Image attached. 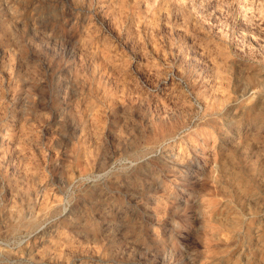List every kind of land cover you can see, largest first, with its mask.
Here are the masks:
<instances>
[{
  "label": "rangeland",
  "instance_id": "1",
  "mask_svg": "<svg viewBox=\"0 0 264 264\" xmlns=\"http://www.w3.org/2000/svg\"><path fill=\"white\" fill-rule=\"evenodd\" d=\"M0 18V264H264V0Z\"/></svg>",
  "mask_w": 264,
  "mask_h": 264
},
{
  "label": "bare ground",
  "instance_id": "2",
  "mask_svg": "<svg viewBox=\"0 0 264 264\" xmlns=\"http://www.w3.org/2000/svg\"><path fill=\"white\" fill-rule=\"evenodd\" d=\"M5 4V3H4ZM1 6H3V5H1ZM4 11V10H3ZM9 11V10H8ZM11 11V10H10ZM8 15H9V13H7ZM11 17V16H10ZM0 20H1V18H0ZM11 20V19H10ZM17 21V20H16ZM2 24V23H1ZM5 24H7V23H5ZM9 27V26H8ZM12 29V28H11ZM5 30V29H4ZM9 31V30H8ZM7 31V32H8ZM6 33V32H5ZM3 41H4V39H3ZM1 42V41H0ZM3 44V43H2ZM3 47V46H2ZM2 50V49H1ZM20 127V126H19ZM21 128V127H20ZM23 130V129H22ZM248 130V129H247ZM254 139V138H253ZM249 141V140H248ZM254 141V140H253ZM261 141V140H260ZM237 142V141H236ZM247 142V141H246ZM262 143H264V142H262ZM231 144V143H230ZM238 145H239V143H238ZM250 145V144H249ZM259 145V144H258ZM237 146V145H236ZM233 147H234V145H233ZM250 147V146H249ZM248 147V148H249ZM253 147V146H252ZM237 148V147H236ZM246 148V147H245ZM17 149V148H16ZM232 150V149H231ZM236 150V149H235ZM238 150V149H237ZM240 150V149H239ZM250 150H251V148H250ZM241 151V150H240ZM239 151V152H240ZM253 152V151H252ZM262 157V156H261ZM260 157V158H261ZM263 162H264V160H263ZM261 169V168H260ZM234 170H235V168H234ZM258 171V170H257ZM263 173V172H262ZM255 175V174H254ZM253 175V176H254ZM238 177V176H237ZM260 178V177H259ZM254 179H256V178H254ZM253 182V181H252ZM236 183V182H235ZM248 183V182H247ZM238 184V183H237ZM236 184V185H237ZM235 185V184H234ZM244 185V184H243ZM246 185V184H245ZM237 187V186H236ZM236 189V188H235ZM238 190V189H237ZM236 190V191H237ZM241 190V189H240ZM244 190V189H243ZM262 190V189H261ZM263 190H264V188H263ZM254 191V190H253ZM243 192H245V191H243ZM135 194V193H134ZM233 194H235V193H233ZM259 194V193H258ZM136 195V194H135ZM235 198V197H234ZM233 198V199H234ZM249 198V197H248ZM243 200V199H242ZM252 200V199H251ZM261 200V199H260ZM264 200V199H263ZM136 201V200H135ZM140 201V200H139ZM233 202V201H232ZM242 202V201H241ZM256 202V201H255ZM255 202H254V204H255ZM260 202H262V201H260ZM240 203V202H239ZM234 205V204H233ZM237 205V204H236ZM245 205V204H244ZM226 206V205H225ZM260 206H261V204H260ZM229 207V206H228ZM257 207V206H256ZM255 207V208H256ZM248 209H250V208H248ZM223 210V209H222ZM228 210V209H227ZM232 210V209H231ZM255 211V210H254ZM101 212V211H100ZM237 212V211H236ZM243 212V211H242ZM257 212V211H256ZM261 212H262V210H261ZM222 213V212H221ZM246 214V213H245ZM224 215V214H223ZM253 215V214H252ZM106 216V215H105ZM108 216V215H107ZM219 216V215H218ZM225 216H227V215H225ZM109 217V216H108ZM241 217V216H240ZM225 219V218H224ZM226 219H228V218H226ZM231 219H232V217H231ZM234 221V220H233ZM236 221V220H235ZM240 221V220H239ZM230 222V221H229ZM259 222V221H258ZM225 223V222H224ZM237 223V222H236ZM83 224V223H82ZM94 224V223H93ZM133 224V223H132ZM264 224V223H263ZM128 225H130V224H128ZM127 225V226H128ZM230 225H232V224H230ZM78 226H80V225H78ZM82 226V225H81ZM233 226V225H232ZM133 227H134V225H133ZM223 227H224V225H223ZM260 227V226H259ZM235 228V227H234ZM233 228V229H234ZM88 229V228H87ZM260 229V228H259ZM80 230V229H79ZM132 230V229H131ZM255 230V229H254ZM132 232V231H131ZM113 233V232H112ZM114 234V233H113ZM253 234V233H252ZM254 234H255V232H254ZM125 235V234H124ZM56 236V235H55ZM63 236V235H62ZM258 236V235H257ZM113 237V236H112ZM117 237V236H116ZM52 238V237H51ZM264 239V238H263ZM48 242H49V240H48ZM51 242V241H50ZM257 242V241H256ZM54 243V242H53ZM115 243V242H114ZM118 243V242H117ZM252 244V243H251ZM258 244V243H257ZM53 245V244H52ZM255 245V244H254ZM261 245V244H260ZM262 246V245H261ZM47 247V246H46ZM51 247V246H50ZM263 248H264V245H263ZM76 250V249H75ZM71 251V250H70ZM78 251V250H77ZM250 251V250H249ZM66 253V252H65ZM74 253V252H73ZM252 253V252H251ZM57 254V253H56ZM261 254V253H260ZM66 256V255H65ZM53 257H54V255H53ZM56 258V257H55ZM65 258V257H64ZM52 259V258H51ZM59 259V258H58ZM259 259V258H258ZM55 260V259H54ZM64 260V259H63ZM260 260H261V258H260ZM57 261V260H56ZM68 262V261H67ZM75 262V261H74ZM216 263V262H215ZM66 264H68V263H66ZM72 264H74V263H72ZM84 264V263H83Z\"/></svg>",
  "mask_w": 264,
  "mask_h": 264
}]
</instances>
